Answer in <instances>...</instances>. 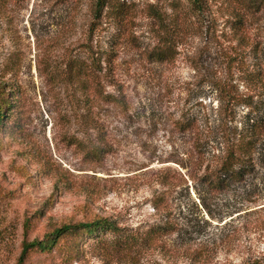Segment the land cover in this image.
Here are the masks:
<instances>
[{
	"label": "rangeland",
	"instance_id": "obj_1",
	"mask_svg": "<svg viewBox=\"0 0 264 264\" xmlns=\"http://www.w3.org/2000/svg\"><path fill=\"white\" fill-rule=\"evenodd\" d=\"M104 3L0 0V264H264V0Z\"/></svg>",
	"mask_w": 264,
	"mask_h": 264
},
{
	"label": "trees",
	"instance_id": "obj_2",
	"mask_svg": "<svg viewBox=\"0 0 264 264\" xmlns=\"http://www.w3.org/2000/svg\"><path fill=\"white\" fill-rule=\"evenodd\" d=\"M190 4L191 9L198 11L203 6V0H187ZM99 6L102 8L105 6L104 0H97V9H99ZM165 51H159L157 52V58L160 59L162 56L164 58ZM75 65L76 73L77 75H89V77H92L93 84L95 85V89L97 90L98 94L103 95L100 90L99 85V79L97 72L101 69L99 64V57H92L91 63L89 67H84L82 64H76ZM230 100H234V96L232 98L228 97ZM103 99H111L114 98L106 95L103 96ZM9 103L5 102L4 107L8 106ZM6 117V114L0 105V123L1 121ZM258 129V126L255 128ZM255 133V132H253ZM255 147V139L251 136H237L236 139L233 141H230L227 146L224 149V154L220 161L217 164V168L211 171H208L204 175V180L206 181L209 188L212 190H220L227 186L228 183L234 182V181H240L244 174L248 172V162L250 161V157L253 154ZM89 153L91 155H96L98 152L96 149L89 150ZM79 227H84L85 232L88 234L94 233L96 230L105 231L107 229H110L112 231H116L114 226L111 223H108L105 220H97L96 222H92L90 224H82L81 226H64L58 230H56V235H61L64 232L71 231L72 229H77ZM50 239V238H49ZM54 243V240L52 238L47 242H36L33 241L29 244H25L21 253V256L19 258V264H22V260L24 259L26 253L28 250L37 247L40 250H47L49 249Z\"/></svg>",
	"mask_w": 264,
	"mask_h": 264
}]
</instances>
